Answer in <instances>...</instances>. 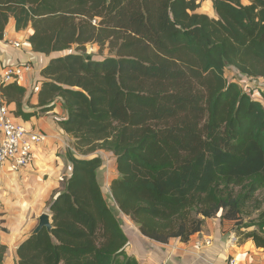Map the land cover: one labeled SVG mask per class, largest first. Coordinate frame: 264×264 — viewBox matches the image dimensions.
Here are the masks:
<instances>
[{
  "label": "trees",
  "instance_id": "trees-1",
  "mask_svg": "<svg viewBox=\"0 0 264 264\" xmlns=\"http://www.w3.org/2000/svg\"><path fill=\"white\" fill-rule=\"evenodd\" d=\"M247 1L0 0V40L10 19L32 29V52L50 57L40 114L59 100L56 124L73 140L70 175L46 204L51 233L22 241L17 264H138L103 196L98 151L112 154L111 197L143 237L187 243L219 212L239 222L264 189V107L224 76L264 77V0ZM1 92L16 117L33 115L21 112L23 88ZM250 227L243 241L264 249V214Z\"/></svg>",
  "mask_w": 264,
  "mask_h": 264
},
{
  "label": "crops",
  "instance_id": "crops-1",
  "mask_svg": "<svg viewBox=\"0 0 264 264\" xmlns=\"http://www.w3.org/2000/svg\"><path fill=\"white\" fill-rule=\"evenodd\" d=\"M202 8L205 9L203 13L211 18L215 17L210 1L203 2L200 10ZM32 33L30 27L16 31L14 21L10 19L0 40V70L5 65L20 63L33 65V71L26 76V83L21 86L25 94L20 100L21 112L33 115L24 120L15 116L14 102L7 103L5 100L6 105L16 123L45 137L44 141L36 146L29 167L13 173L7 165L0 166V249H2L0 264H17L18 245L35 228L38 217L42 213L48 214L47 202L59 193L61 182L71 172V164L66 158L65 150L71 147L69 142L72 139L56 124L57 120L66 119L62 103L55 100L48 105L51 107L48 113L40 114L42 107L38 106L37 94L32 93L30 89L32 83L41 79L40 71L46 67L50 59L43 54L32 52L27 43ZM14 42H18L20 47H13ZM225 70H228L230 75L237 74L230 68ZM224 76L227 79L225 74ZM261 93L262 96L260 94L253 100L262 102V98L264 101V89H261ZM96 155L102 161L112 156L104 151H98ZM109 164L107 168L103 163L100 170L107 169L104 172L105 180L111 178L114 181L119 175L114 160L109 161ZM135 226L131 234L123 232L128 239L125 252L135 258L138 264H225L229 257L235 258L238 264H264V249L256 248L250 240L236 242L230 236L225 237L226 234L223 232L225 225L221 224L219 218L205 220L201 232L187 243L171 239L166 244H159L143 237L138 226L136 224ZM200 236L212 239L211 246L194 249L192 241Z\"/></svg>",
  "mask_w": 264,
  "mask_h": 264
},
{
  "label": "built area",
  "instance_id": "built-area-1",
  "mask_svg": "<svg viewBox=\"0 0 264 264\" xmlns=\"http://www.w3.org/2000/svg\"><path fill=\"white\" fill-rule=\"evenodd\" d=\"M13 47L19 48L18 42L12 43ZM33 71L31 63H20L5 65L0 70V166L7 165L9 170L17 173L27 167L32 162L34 146L44 141V135L26 130L22 125L16 123L9 111L5 99L2 95V88L8 85L23 86L26 83V76ZM236 79L230 81L236 83L241 91L249 96L253 91L258 93V89L264 86V77L253 79L238 74ZM32 93L38 94L39 82L30 85ZM194 249H203L212 244V239L200 236L193 241ZM225 264H238L236 259L229 257Z\"/></svg>",
  "mask_w": 264,
  "mask_h": 264
},
{
  "label": "rangeland",
  "instance_id": "rangeland-1",
  "mask_svg": "<svg viewBox=\"0 0 264 264\" xmlns=\"http://www.w3.org/2000/svg\"><path fill=\"white\" fill-rule=\"evenodd\" d=\"M242 4L244 5H247L248 4V1L247 0H241ZM200 11H205L204 8H202ZM73 52V51H71ZM87 54L89 55H92L94 58H100V57H106L107 56V51H103L102 53H99L98 52V49L94 46H87V50H86ZM224 74L226 75L227 79L230 81L231 78H234L236 79V81H238L237 77H238V73L235 74V75H230L229 74V71L228 70H225L224 71ZM261 89H264V86L263 88H260L258 89V93H255L256 91H253L251 94H250V98L252 99H255V97H258V95L261 94L262 96V93H261ZM259 100V99H258ZM261 103H262V106L264 107V101L263 99L261 98ZM73 143V140H71L69 142V145L71 146ZM39 145V144H38ZM37 146V145H36ZM36 146H34V149H33V154H34V150L36 148ZM96 153L93 154L92 157H96ZM77 158H84V159H88V156H85V157H79V156H76ZM101 159V158H100ZM111 160H114L112 156H109V157H106V159L104 161H102L105 166L108 168L109 167V161ZM107 169L105 171H102L100 170V172H98V181L100 183V186L102 188V191H103V195H104V198L107 202V204L109 205V207L114 210V212L116 213V215L118 214V218L120 220V225H121V228L122 230L127 233V234H131L133 232V230H135V224L131 221V219L123 214H121L120 212H118L116 209V205L114 204L113 202V199L110 195V184L113 180H111V178H107L105 180V177H104V172H106ZM113 204V205H112ZM48 212V211H47ZM264 214V189L257 192L256 193V197H255V200H253L251 203H249L244 211L242 212V215H240V218H239V222H230V221H222V215H223V212H219L218 215L215 217V218H219L221 224H224L225 225V229H224V234L225 237L227 236H230L231 239H235L236 242H242L243 241V237L240 235L241 233H244V232H247V231H252L255 229V227H250V228H247V229H243V228H240L242 227V225H245V224H249L251 222H256V220L260 217H262V215ZM205 223V222H204Z\"/></svg>",
  "mask_w": 264,
  "mask_h": 264
},
{
  "label": "water",
  "instance_id": "water-1",
  "mask_svg": "<svg viewBox=\"0 0 264 264\" xmlns=\"http://www.w3.org/2000/svg\"><path fill=\"white\" fill-rule=\"evenodd\" d=\"M43 230H45L49 234L52 230L51 216L47 213H42L38 217V223L35 228L30 232L29 236L37 235Z\"/></svg>",
  "mask_w": 264,
  "mask_h": 264
}]
</instances>
